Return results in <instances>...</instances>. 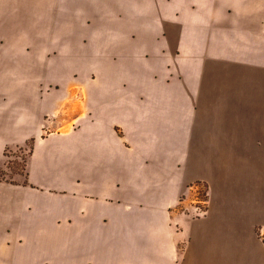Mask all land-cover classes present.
<instances>
[{
	"label": "crops",
	"instance_id": "crops-1",
	"mask_svg": "<svg viewBox=\"0 0 264 264\" xmlns=\"http://www.w3.org/2000/svg\"><path fill=\"white\" fill-rule=\"evenodd\" d=\"M0 173V264H264V0H0Z\"/></svg>",
	"mask_w": 264,
	"mask_h": 264
},
{
	"label": "rangeland",
	"instance_id": "rangeland-1",
	"mask_svg": "<svg viewBox=\"0 0 264 264\" xmlns=\"http://www.w3.org/2000/svg\"><path fill=\"white\" fill-rule=\"evenodd\" d=\"M25 149H26V152L23 151V150H21V151L16 150L13 153L7 152V156H8L7 157V165L10 168H12V169H19V168H21L23 166L24 158H25V155H26V153L28 151V146H26ZM13 154L16 155L17 157H12ZM245 181H246L247 184L248 183L251 184V177L247 178ZM198 191H199V194L197 195V197L198 198H200V197L203 198L204 195H205V189H204V187L203 186H200L199 189H198ZM201 206H202L201 209L203 210L204 207H205V205H201ZM255 231H256L257 234H260L259 226H256L255 227ZM263 241H264V236H263Z\"/></svg>",
	"mask_w": 264,
	"mask_h": 264
},
{
	"label": "built area",
	"instance_id": "built-area-1",
	"mask_svg": "<svg viewBox=\"0 0 264 264\" xmlns=\"http://www.w3.org/2000/svg\"><path fill=\"white\" fill-rule=\"evenodd\" d=\"M203 212V210L202 209H199V210H197V214H201Z\"/></svg>",
	"mask_w": 264,
	"mask_h": 264
},
{
	"label": "trees",
	"instance_id": "trees-1",
	"mask_svg": "<svg viewBox=\"0 0 264 264\" xmlns=\"http://www.w3.org/2000/svg\"><path fill=\"white\" fill-rule=\"evenodd\" d=\"M2 176V173H0V177Z\"/></svg>",
	"mask_w": 264,
	"mask_h": 264
}]
</instances>
